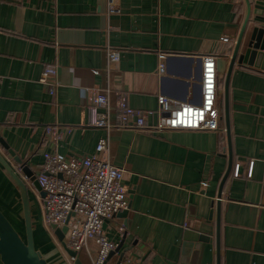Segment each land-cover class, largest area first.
Masks as SVG:
<instances>
[{"label": "crops", "instance_id": "obj_1", "mask_svg": "<svg viewBox=\"0 0 264 264\" xmlns=\"http://www.w3.org/2000/svg\"><path fill=\"white\" fill-rule=\"evenodd\" d=\"M117 2L120 13L110 14L109 0H0V137L36 174L45 154L91 157L101 139L108 141L101 156L124 170L130 208L127 220L112 219L105 233L117 244L125 238L126 264H264V68H233L231 149L224 124L226 72L217 71L221 130L151 129L160 96L174 106L201 104L205 57L224 56L228 68L247 19L246 0ZM254 26L248 25L241 52ZM113 50L118 62H110ZM50 67L56 69L53 94L40 82ZM97 92L108 95V110L100 112L113 125L124 95L131 109L154 112L146 118L150 128L90 126ZM49 126L57 129L48 132ZM0 153L19 169L1 145ZM230 154L233 166L222 188ZM30 194V208L37 203L42 219L37 196ZM8 198L22 216L19 189L0 164V209ZM32 219L36 249L49 264H66L59 247L52 249V236ZM97 253L90 241L80 258L94 264Z\"/></svg>", "mask_w": 264, "mask_h": 264}, {"label": "built area", "instance_id": "obj_2", "mask_svg": "<svg viewBox=\"0 0 264 264\" xmlns=\"http://www.w3.org/2000/svg\"><path fill=\"white\" fill-rule=\"evenodd\" d=\"M110 14L120 13L117 0H109ZM110 62H118L120 53L109 51ZM54 67L46 68L40 82L50 86L53 94L57 83L51 79L55 73ZM165 66H160V72ZM50 80V82H49ZM109 100L106 93L97 92L90 109L89 125L96 128L110 130L113 125L107 112ZM158 122L154 128L163 130H221V111L218 106V73L216 58L203 59L202 73V102L200 105L181 104L174 106L166 96L158 98ZM117 126L120 128L144 129L147 126L146 118L154 114L151 111L137 112L128 106L127 97L122 95L119 101ZM136 121L132 122L131 118ZM115 126V127H117ZM117 127V128H118ZM57 126H49L48 132H54ZM108 150V141L101 139L96 154L91 157L66 158L58 154H45V161L38 174V181L45 193L42 198L27 182L30 192L38 199L42 210V225L49 233L56 246L60 247L50 226L57 228L68 226L66 243L77 253L88 245L90 241L98 247L94 264H105L110 252L115 251L118 244L111 241L105 233V223L116 218V215L128 208V191L123 183L124 170L112 164L104 156ZM31 186V187H30ZM68 221V223H67ZM67 255V254H66ZM118 255V254H117ZM65 256V255H64ZM123 261V260H122ZM66 264H73L74 260L65 256ZM120 264H126L121 262Z\"/></svg>", "mask_w": 264, "mask_h": 264}, {"label": "water", "instance_id": "obj_3", "mask_svg": "<svg viewBox=\"0 0 264 264\" xmlns=\"http://www.w3.org/2000/svg\"><path fill=\"white\" fill-rule=\"evenodd\" d=\"M248 6L247 19L242 26L240 34L238 36L236 46L234 48L233 54L231 56L228 68L226 57L219 56L216 60L217 71L219 73H225V82H224V124L226 132L228 134L229 148L231 149V138H230V105H229V82L230 77L233 71V68L236 63L242 65L253 66L256 68H264V0H246ZM251 15H253L252 20H250ZM254 23L255 26L252 30L251 37L247 43V47L244 52H241L243 46V39L246 33L248 25ZM227 68V70H226ZM0 145L9 151V154L14 158L15 162L19 164V169L15 170L13 166L6 160V158L0 153V164L7 172L13 183L19 189L21 194L22 204H23V219L25 227V238H23L18 230L14 227L9 218L2 212L0 209V261L1 264H49L45 258L40 254L35 246V235H34V224L31 215L30 208V189L25 181L27 179L34 189L40 194L43 198L45 193L42 191V188L38 181V174H36L28 164L24 163L18 156L15 155L13 150L9 148L6 142L0 137ZM229 149V150H230ZM231 153V152H230ZM232 154H230V161L228 171L222 181L221 187L223 188L224 182L229 176L232 170ZM222 188L218 195V211L220 209V199L222 198ZM128 208L116 215V218L126 219L128 217ZM219 216V213H218ZM68 223V221H67ZM108 223V221H107ZM105 223V226L107 225ZM127 221L125 222V226ZM50 230L54 233L56 239L60 244V251L67 254L70 258L74 260L73 264H84L80 258V253L75 252L68 247L66 243V235L68 232V226L65 225L63 228H57L56 225H51ZM46 231V230H45ZM220 221L217 218V255L220 253ZM124 239L118 244L115 251L110 252L107 257V261L113 258L116 254H119L117 264H120L126 253V249H123ZM204 238L198 243L194 244V249L196 255H199L202 249L201 242H204ZM64 251H62V250ZM217 256V257H218ZM105 262V263H106ZM192 264H197L193 262ZM219 264V261L218 263Z\"/></svg>", "mask_w": 264, "mask_h": 264}, {"label": "rangeland", "instance_id": "obj_4", "mask_svg": "<svg viewBox=\"0 0 264 264\" xmlns=\"http://www.w3.org/2000/svg\"><path fill=\"white\" fill-rule=\"evenodd\" d=\"M15 196H13L14 199ZM8 204L5 206H1L2 212L8 216L14 227L18 230L20 235L25 238V227H24V219L23 215H20L21 208L16 203H13L12 198L6 199ZM37 203L32 205V216L36 218V223H38V227L41 225V229L45 231V228L42 226V219H41V213H40V207H38ZM56 245H52L53 250H57L58 248L55 247ZM62 250V249H61ZM58 251V250H57ZM63 251V250H62ZM64 252V251H63ZM63 255L67 256L65 253Z\"/></svg>", "mask_w": 264, "mask_h": 264}, {"label": "trees", "instance_id": "obj_5", "mask_svg": "<svg viewBox=\"0 0 264 264\" xmlns=\"http://www.w3.org/2000/svg\"><path fill=\"white\" fill-rule=\"evenodd\" d=\"M31 198V194H29V199ZM7 216V215H6ZM8 217V216H7ZM10 220V219H9ZM24 238V237H23Z\"/></svg>", "mask_w": 264, "mask_h": 264}]
</instances>
